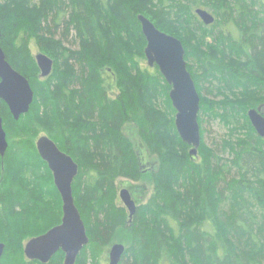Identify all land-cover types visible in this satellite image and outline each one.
<instances>
[{"label": "trees", "instance_id": "obj_1", "mask_svg": "<svg viewBox=\"0 0 264 264\" xmlns=\"http://www.w3.org/2000/svg\"><path fill=\"white\" fill-rule=\"evenodd\" d=\"M136 2H0V47L10 66L37 87L31 111L17 121L5 107L0 109L5 125L11 126L8 149L0 159L4 252L14 251L21 237L28 241L45 232L46 227L37 231L53 218L51 206L42 200L58 194L34 145L44 131L76 161L78 153H91L87 163L79 164L72 187L89 239L78 264L87 261L88 252L101 264L119 230L128 240L120 264H264V140L247 118L250 109L259 108L264 115V0ZM152 3L158 4L159 15L173 18L171 25L142 7ZM198 8L214 17L211 25L198 19ZM138 15L178 39L186 62L193 54L197 57L202 74L195 78L188 65L187 71L201 95L200 137L205 121H219L226 129L219 147L223 156L204 141L196 156L186 153L190 147L176 133L170 87L156 67L138 65L146 46ZM71 33L76 51L63 45ZM184 36L194 38L195 45ZM31 42L56 67L65 62L58 91L55 68L38 79L28 54ZM110 84L118 88L117 95L110 94ZM158 98H163L169 118L155 110ZM125 124L134 128L157 167L146 205L123 223L124 217L111 207L117 197L115 181L140 176V160L124 133ZM61 259L56 255L48 264H61Z\"/></svg>", "mask_w": 264, "mask_h": 264}, {"label": "water", "instance_id": "obj_2", "mask_svg": "<svg viewBox=\"0 0 264 264\" xmlns=\"http://www.w3.org/2000/svg\"><path fill=\"white\" fill-rule=\"evenodd\" d=\"M195 15L205 26L214 22V17L201 8L195 9ZM137 21L146 42L144 57L147 66L156 67L170 87L168 97L175 111L176 133L181 142L191 148L189 155L194 157L201 143L197 121L200 98L187 71L184 48L178 39L160 32L144 16L138 15ZM34 59L40 77H49L53 67L52 60L43 54H37ZM0 100L7 105L15 121L28 112L33 100V92L28 81L10 66L1 47ZM247 118L255 133L264 140V115L260 113V109H250ZM6 150L7 142L0 118L1 159L4 158ZM36 150L52 174L55 189L61 197L63 216L61 225L26 243L24 256L30 261L46 264L55 253L61 251L64 254V264H75L78 255L88 245L84 223L72 196V182L77 176L78 168L70 157L61 153L45 137L37 141ZM119 198L131 219L135 215L136 206L128 191L121 190ZM125 250L126 248L121 244L113 245L109 251L108 264H120ZM3 251L4 245L0 243V259Z\"/></svg>", "mask_w": 264, "mask_h": 264}, {"label": "rangeland", "instance_id": "obj_3", "mask_svg": "<svg viewBox=\"0 0 264 264\" xmlns=\"http://www.w3.org/2000/svg\"><path fill=\"white\" fill-rule=\"evenodd\" d=\"M223 1V0H221ZM0 2H2V0H0ZM134 4H136L137 6V2L136 0H133ZM34 5L38 6L39 5V0H34ZM158 4L156 3H152V4H148L146 5H142L145 6L144 8L149 12V13H153L163 24L165 25H171L172 23V17L168 16V14L166 13H161L159 15V8L157 7ZM205 11H207L204 8H201ZM208 12V11H207ZM209 13V12H208ZM73 37L74 34L71 33L69 40H66L63 42V45L65 48L71 50V51H76L78 50V45L73 41ZM55 38L57 40L60 39L59 35H56ZM183 40L187 43H189L190 45H195V41L194 38H189L187 36L183 37ZM145 49V48H144ZM144 52V51H143ZM191 54H193L195 51L193 49H191ZM28 54H31L33 56V59L35 58V56L37 54H43L45 56H47L48 58H50L48 55H46L44 52L39 51L38 47H36V45L34 44V42H31L29 45V51ZM144 57V54H143ZM192 59L190 61H185L186 62V67L188 65L191 73L194 75L195 78H198L199 75L202 74L203 68L202 66L199 64L198 60L196 59L197 57L193 54L192 55ZM51 59V58H50ZM35 61V59H34ZM53 61V60H52ZM138 61V65L139 66H143L144 68H149L147 66V62L144 59H139L137 58ZM65 62L59 61L58 62V67H56L53 63V67H52V71L55 68L58 72V76H59V83L55 82L53 83L55 85V89L58 91L59 87H63L60 83H63V79L60 78L61 75L65 74L66 72V67H65ZM154 68V67H153ZM152 69V68H149ZM52 74V72H51ZM190 74V73H189ZM38 79H45V78H41L40 77V73L38 75ZM112 84V83H111ZM110 84V94L112 93L113 95H117L118 94V88L117 87H111ZM195 85V84H194ZM206 87V86H205ZM33 89L36 91L37 87H33ZM169 94V93H168ZM205 95V94H204ZM203 97V96H202ZM160 98V97H159ZM157 101V106L155 108L156 111H158V113H160V115H164L167 118H169L167 111L165 110L166 105L164 100L159 99ZM199 98H201V95H199ZM172 107V106H171ZM173 109V108H172ZM174 110V109H173ZM264 111V109H263ZM175 117V115H174ZM203 129L205 130V135L203 140L201 139V143H205L206 147H210L211 149H215L217 151L218 155H222L221 152L219 151V147L221 145L222 140L225 138V134H226V129L224 128V126L219 123V121H213L211 120L210 122L205 121V123L203 124ZM168 137H170V144L176 148V142L174 141V135L171 134L172 132L170 130H168ZM124 133L126 135V137L130 140L131 142V146H132V150L133 152L136 154V156L138 157V159L140 160V176L138 178V180H133V179H129L127 177H120L118 179H116V187H117V194L118 191L120 190H127L131 196V199L134 201L135 205H139V204H143L145 203V201L151 196L152 192H153V182H152V172L156 169V165L153 163V159H149L147 156V153L145 151V149L143 148V145L140 141V139L138 138L136 131L134 130V128H132L130 125L125 124L124 125ZM172 139V140H171ZM200 143V145H201ZM199 149V148H198ZM191 148L187 149L186 153L189 155ZM84 151H82L83 153ZM81 152L78 153L79 155V159L77 161L78 164H84L87 163L89 160V156H91L90 154H82ZM198 153V150H197ZM197 155V154H196ZM84 156V158L82 159V157ZM116 201L113 200L111 207L116 206L115 205ZM46 204L50 205L52 203H47ZM119 207L123 208L121 202L118 201V205ZM120 215L124 217V219L127 218L128 212L126 209H121L120 211ZM127 220V219H126ZM1 227V224H0ZM1 231V228H0ZM93 231V228L91 229V232ZM27 232V231H26ZM21 238L18 239V245L17 248L10 252V254L5 253L7 251V247L4 248L5 252L3 251V253H5V257L3 258V260H1L0 264H26L27 259L24 256V246L27 242L21 240ZM113 244H121L124 247L127 246L128 240H127V233L126 232H122L121 230H119L117 232V234L115 235V238L113 240ZM111 247V246H110ZM110 247L108 249L107 252V257L105 260L102 261L101 264H108V253L110 250ZM10 251V250H9ZM94 254L88 252V257H87V261L85 260H81L79 262V264H96L97 260L93 259ZM4 256V254L2 255V257ZM1 257V258H2ZM78 261V260H77Z\"/></svg>", "mask_w": 264, "mask_h": 264}, {"label": "flooded vegetation", "instance_id": "obj_4", "mask_svg": "<svg viewBox=\"0 0 264 264\" xmlns=\"http://www.w3.org/2000/svg\"><path fill=\"white\" fill-rule=\"evenodd\" d=\"M204 25V24H203ZM31 88V90H32V92H33V100H32V103H31V105H30V107H29V110H28V112L26 113V114H24V115H22V116H20L19 117V119L21 118V117H23V116H25V115H27L30 111H31V108H32V105H33V103H34V101H35V90L33 89V87H30ZM3 107H5V109H7V112L9 113V115H10V117L12 118V116H11V114H10V112H9V110H8V107H7V105L2 101V100H0V109H2L3 110ZM261 113V112H260ZM262 114V113H261ZM1 119H2V128H3V130H4V133H5V137H6V142H7V149H8V146H9V141H8V138H7V136H8V133L11 131V126H8V125H5V122H4V119L2 118V117H0ZM13 119V118H12ZM86 122V121H85ZM78 123V122H77ZM87 123V122H86ZM44 128H45V126H44ZM43 137H45V138H47V139H49L55 146H56V148L61 152V153H63V154H65V155H67L68 157H70L71 158V160L76 164V166H77V168H78V171H77V175H78V172H79V164L77 163V161H76V159L75 158H73L71 155H70V153L68 152V151H66V150H64V148H62V146L59 144V143H57V142H55L52 138H50L47 134H46V132H41L40 134H38V136H37V138H36V140H34V145H35V150H36V143H37V141L40 139V138H43ZM7 151V150H6ZM36 152H37V150H36ZM37 155H38V153H37ZM92 155H94V154H92ZM38 157H39V155H38ZM149 158V157H148ZM1 159V158H0ZM39 159H40V161L42 162V165L43 166H45L46 167V169H47V171L50 173V176H51V178H52V185H53V187H54V189H55V186H54V182H53V177H52V174H51V172L49 171V169H48V166H47V164L39 157ZM149 159H151V158H149ZM77 177V176H76ZM76 177L74 178V180L76 179ZM74 180H73V182H74ZM73 182H72V187H73ZM115 186H116V181H115ZM56 190V189H55ZM123 190V189H122ZM121 191V190H120ZM120 191H118V194H117V197H116V199H114L115 201H116V203H115V205L116 206H114L113 208H114V210H117V211H121V209H126L125 207H124V205L122 204V202H121V200H120V198H119V193H120ZM56 192H57V190H56ZM116 193H117V187H116ZM129 193V192H128ZM57 194H58V192H57ZM130 195V194H129ZM72 196H73V193H72ZM130 198H131V196H130ZM73 200H74V198H73ZM132 200V199H131ZM149 200V198L145 201V203H141V204H139V205H135L136 206V210L138 209V208H142V206H145L146 205V203H147V201ZM42 201H45V202H47V203H52V204H50V206H51V208H52V215H53V218H51L50 220H48L47 221V223L46 224H44L42 227V230H38L37 232H41V231H43L45 228L44 227H46V231L45 232H43V233H41L40 235H38V236H41V235H44L46 232H48L49 230H51V229H53V228H55V227H57V226H59V225H61V220H62V216H63V214H62V201H61V197L59 196V194H58V196H55V195H53L52 194V196H44V199L42 200ZM118 201L119 202H121V204H122V206H123V208H121V207H119V206H117L118 205ZM133 201V200H132ZM134 202V201H133ZM135 204V203H134ZM74 205H75V203H74ZM76 206V205H75ZM77 208V207H76ZM0 209H1V202H0ZM59 210H60V214H59ZM78 210V209H77ZM127 210V209H126ZM128 212V211H127ZM0 219H1V217H0ZM123 219V223H125V219L124 218H122ZM127 219H128V221H130V219H129V214L127 215ZM129 223V222H128ZM0 224H1V220H0ZM48 227V228H47ZM38 236H36V237H38ZM33 238H35V237H33ZM32 239V238H31ZM30 240V239H29ZM28 240V241H29ZM27 241V242H28ZM26 242V243H27ZM88 244H89V239H88ZM26 245V244H25ZM88 246V245H87ZM113 245H111V247H112ZM25 247V246H24ZM111 247H110V249H111ZM83 251V250H82ZM110 251V250H109ZM56 255H60L61 257H62V259H61V264H64V254L61 252V251H58L57 253H55L51 258H50V260L46 263V264H48L51 260H52V258L54 257V256H56ZM108 256H109V253H108ZM78 257H79V255H78ZM78 257H77V259H76V261H75V264H78L77 263V260H78ZM27 262L28 263H32V262H37V263H39V264H42V263H40L39 261H30V260H28L27 259Z\"/></svg>", "mask_w": 264, "mask_h": 264}, {"label": "bare ground", "instance_id": "obj_5", "mask_svg": "<svg viewBox=\"0 0 264 264\" xmlns=\"http://www.w3.org/2000/svg\"><path fill=\"white\" fill-rule=\"evenodd\" d=\"M15 121V120H14Z\"/></svg>", "mask_w": 264, "mask_h": 264}]
</instances>
